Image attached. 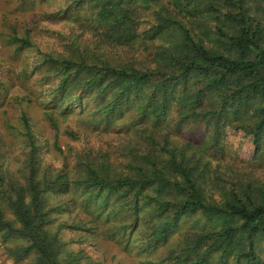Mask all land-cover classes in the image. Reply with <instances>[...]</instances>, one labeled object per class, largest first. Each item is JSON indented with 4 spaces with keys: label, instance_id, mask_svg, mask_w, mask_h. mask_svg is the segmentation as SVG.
Returning a JSON list of instances; mask_svg holds the SVG:
<instances>
[{
    "label": "trees",
    "instance_id": "obj_1",
    "mask_svg": "<svg viewBox=\"0 0 264 264\" xmlns=\"http://www.w3.org/2000/svg\"><path fill=\"white\" fill-rule=\"evenodd\" d=\"M70 1L88 3L90 19L109 46L135 50L150 42L144 45L151 50L148 61L75 48L69 57L56 59L38 52L37 69L52 65L58 79L55 93L67 99L76 90L78 98L91 97L102 118L137 102L140 119L154 111L155 119L120 125V133L133 127L135 133L127 134L132 140L124 150L129 158L125 172L107 158L97 165L82 158L79 172L66 176V164L40 173L23 114L30 145L26 174L21 180L0 167V237L17 241L6 247L8 257L22 262L33 256L34 264H81L78 252L65 249L69 243L61 237L62 226L49 228V205L57 199L49 196L66 187L82 189L84 203L104 209L111 222L105 231L114 224L126 246L136 241L135 232L153 251L182 220L198 216L160 264H259L256 244L264 239V0ZM69 5L65 11L70 16ZM137 12L149 18L141 22ZM20 29L8 39L15 52H36L29 31ZM172 111L176 122H159ZM45 116L56 130L55 116ZM198 125L210 140L179 137L177 143L171 138ZM231 126L253 140L255 157L247 166L229 158L211 180V159L224 161L229 155L223 137ZM136 138L142 141L135 146ZM87 213L81 214L94 223Z\"/></svg>",
    "mask_w": 264,
    "mask_h": 264
},
{
    "label": "rangeland",
    "instance_id": "obj_2",
    "mask_svg": "<svg viewBox=\"0 0 264 264\" xmlns=\"http://www.w3.org/2000/svg\"><path fill=\"white\" fill-rule=\"evenodd\" d=\"M70 3L72 4L69 5ZM68 5L70 16L65 11ZM88 9V3L82 1L73 4L70 0H0V81L6 82V76L10 78L0 85L3 93L0 94V167L14 178L22 180V176L26 174L25 166L30 150L28 135L22 126L23 114L30 123V140L34 138V146L38 150L40 173L48 168L50 172L58 171L66 164V176L79 172L82 158H88L94 164L107 158L113 168L125 172L129 159L126 152L131 148L132 140L131 135L127 134L135 133L134 127L128 130L130 133H120L123 132L119 129L120 125L128 122H154L155 111L149 113L148 118L146 116L140 119L141 110L138 109L137 102L124 105L121 113H111L102 118L104 115L97 113L98 107L91 97L78 98L79 91L76 90L67 99H62L55 93L58 79L52 65L37 69L40 63L38 52L50 54L56 59L61 56L69 57L75 48L101 51L102 55L109 58L133 57L138 62L147 60L151 50L144 45L150 42L137 44V55L135 50L109 46L101 28L90 19ZM137 13L140 14L141 22L149 18L143 12ZM144 26L146 27L145 24ZM14 27H21L20 32L25 29L29 31L36 52H33V48L24 53L15 52L16 45L8 41L16 32ZM65 104L68 106L66 109ZM50 113L58 122L56 130L50 126L45 116ZM173 116L175 114L172 111L159 122H176ZM137 126L138 124L135 125ZM179 137L196 138L200 142L210 140V134H203L202 125L189 126L179 132V135L176 132L171 136L177 143ZM223 138H227L224 147L229 155L224 161L211 159L208 171L211 180L217 167L223 169L229 158L236 157L247 166L255 157L253 140L242 131L231 126ZM140 141L141 138H136L135 146ZM127 143L129 145L124 148ZM65 188L61 187L60 191L49 196V199L57 198L49 205L52 224L49 228L55 230L57 226H62L61 237L69 243L65 249L78 252L77 258L81 264H160L168 249L180 240L184 232L190 230L192 220L198 217L182 220L169 239L160 243L153 251L145 246V237L142 238L135 232L131 234L136 241L128 242L126 246L127 241L121 235H115L114 224L111 231H105L111 222L104 217L105 213L101 211L104 209L98 210L94 204L84 203L87 193L82 189L68 191ZM64 190L66 192L61 193ZM61 198L64 200L62 203ZM86 210L89 211L86 215L93 217L94 223L81 214ZM6 216L9 220L13 219L8 210ZM202 222L203 220L200 223ZM16 242H3L0 237V264H34L33 256L22 262H15L8 257L6 247L16 246ZM256 252L260 258L259 264H264V239L256 244Z\"/></svg>",
    "mask_w": 264,
    "mask_h": 264
}]
</instances>
